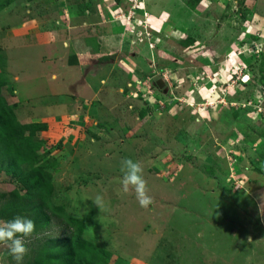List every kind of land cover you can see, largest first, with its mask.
I'll list each match as a JSON object with an SVG mask.
<instances>
[{
    "label": "rangeland",
    "instance_id": "1",
    "mask_svg": "<svg viewBox=\"0 0 264 264\" xmlns=\"http://www.w3.org/2000/svg\"><path fill=\"white\" fill-rule=\"evenodd\" d=\"M0 98L53 185L22 264L70 220L86 264H264V0H0ZM1 167L0 208L23 189Z\"/></svg>",
    "mask_w": 264,
    "mask_h": 264
},
{
    "label": "trees",
    "instance_id": "2",
    "mask_svg": "<svg viewBox=\"0 0 264 264\" xmlns=\"http://www.w3.org/2000/svg\"><path fill=\"white\" fill-rule=\"evenodd\" d=\"M24 131L29 134L25 136L22 133ZM36 133H38L37 127L23 128L15 125L12 111L0 98V157L4 166L1 170L16 176L23 186L20 196L15 193L14 197L0 208V220L3 221L16 214L32 218L36 228L26 240L37 239L46 233L51 225V212L55 209L51 201L53 185L50 176L43 170L37 176L30 168L24 172L21 170L24 163H28L27 160L22 159L23 147L33 149V138ZM70 222L72 235L62 240L39 243L32 250L34 257L28 264H86L81 258L82 250L88 247L82 239L83 229L76 225L77 221L70 220ZM0 244L6 243L0 242Z\"/></svg>",
    "mask_w": 264,
    "mask_h": 264
},
{
    "label": "clouds",
    "instance_id": "3",
    "mask_svg": "<svg viewBox=\"0 0 264 264\" xmlns=\"http://www.w3.org/2000/svg\"><path fill=\"white\" fill-rule=\"evenodd\" d=\"M121 171L123 173L121 178L123 190L127 192L131 186L140 206L149 205L151 197L146 194V181L142 176L141 164L131 158H123ZM100 202L101 197L97 196L96 203ZM35 228V221L22 214L13 215L0 223V242L8 244L9 252L17 264H22L24 255L28 251L25 241L35 231Z\"/></svg>",
    "mask_w": 264,
    "mask_h": 264
},
{
    "label": "water",
    "instance_id": "4",
    "mask_svg": "<svg viewBox=\"0 0 264 264\" xmlns=\"http://www.w3.org/2000/svg\"><path fill=\"white\" fill-rule=\"evenodd\" d=\"M155 84H156V86L158 87V89H162V87H163V83H162L161 81H157V80H155Z\"/></svg>",
    "mask_w": 264,
    "mask_h": 264
}]
</instances>
